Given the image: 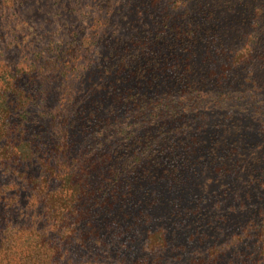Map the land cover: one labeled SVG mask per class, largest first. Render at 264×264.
Returning a JSON list of instances; mask_svg holds the SVG:
<instances>
[{"label":"rangeland","instance_id":"rangeland-1","mask_svg":"<svg viewBox=\"0 0 264 264\" xmlns=\"http://www.w3.org/2000/svg\"><path fill=\"white\" fill-rule=\"evenodd\" d=\"M184 1L0 0V55L8 53L0 62L22 69L16 82L32 91V126L66 113L63 104L74 102L64 90H82L102 105L68 132L75 150L74 140L80 150L103 146L109 160L130 164L136 146L127 138L163 130L181 150L154 161L147 180L138 174L130 199L104 213L102 242L75 225L87 237L58 264H254L256 256L264 263V12L256 11L264 0H191L185 19L201 28L196 42L180 44ZM26 65L39 75L28 79ZM104 115L112 122L106 130ZM1 162L6 202L18 203L22 218L41 220L39 205L25 202L30 185L3 174ZM36 168L27 174L38 175ZM48 232L54 241L63 230ZM25 242L34 250L36 237ZM96 250L111 255L98 258Z\"/></svg>","mask_w":264,"mask_h":264},{"label":"trees","instance_id":"trees-1","mask_svg":"<svg viewBox=\"0 0 264 264\" xmlns=\"http://www.w3.org/2000/svg\"><path fill=\"white\" fill-rule=\"evenodd\" d=\"M190 2L191 0H185L182 4L184 13L180 27L187 25L188 28L182 31V38L176 40L180 44L196 42L198 40L196 36L199 34H196L195 29L201 28L198 24L191 22L189 17L185 19L193 10L192 8L185 10ZM199 5L201 3L198 7ZM256 11L264 12V8H257ZM7 54L5 53L4 56ZM4 56L0 55V58L4 59ZM2 63L3 61L0 62L2 173L16 174L17 178L22 177L30 185L25 195V202L30 206L39 205L44 216L39 221H34L33 218L27 216L22 218V208L19 204L7 203L5 192L0 191V212L4 215L2 223H7L1 233V237H6V239L0 243V264L4 262L16 264V258L26 259L24 264H35L38 263L39 257L47 258L48 264H58L60 258L67 255L66 249L72 247L70 244L79 245L80 242L83 244L87 237L86 234L77 233L75 225L89 226L95 242L98 244L102 242L104 238L101 240L100 231L98 232L100 227L97 223L105 220L104 213L117 204H125L126 200L130 199L134 194L133 183L137 181L138 174H141L143 180H147L154 161L159 163L160 157L167 151L171 153L175 151L174 154L178 157L176 150H181L176 143L169 141L165 130L157 136L149 135V138L136 136L127 138L126 143H129V148L136 146L133 150L134 160H131L130 164L109 160L111 155L105 153L103 146L98 147L97 151L80 150L79 141L74 140V144L77 145L75 150L74 145L68 141V132L78 127L82 120L81 115L85 111L96 112L102 103L91 97L90 92L81 90L71 91L72 94H69L67 90H64L63 95L72 97L70 100L74 102L63 104L62 107L66 113L62 115L61 112L56 114L50 112V118L44 120L45 123L34 127L32 126L34 122L31 121L26 110L28 100L32 97V93L28 92L32 91L16 82L22 69L18 66L8 69ZM26 72L30 79L38 76L40 70H36L33 65H26ZM39 93H36V96ZM13 95L16 96L15 99ZM11 99L15 102L13 108ZM19 111L20 113L16 114ZM110 118V115H104L98 120L103 130H106L108 125H112ZM91 119H85L86 123H90ZM60 121L61 127L59 126ZM93 122L95 123L96 120L93 119ZM30 166H35V168L37 166L40 170L39 174L36 176L32 172L27 174L26 168ZM120 166H126V168H120ZM14 205L15 208L11 214L9 212ZM17 210L19 213L15 215ZM249 221L250 219L247 222ZM263 224L264 220L262 229L258 232L261 236V245H264L262 243L264 242ZM39 225L42 227L38 231L36 227ZM51 229L63 230L59 239L52 241L49 238L48 231ZM245 230L248 231L247 228ZM30 237H36L37 243L33 246L34 250H31V246L25 242ZM244 238L241 236L239 241ZM20 244H23L25 248L16 251L15 247ZM94 254L98 258L111 255L107 250H96ZM258 257H255L254 264H259ZM68 264H72L71 258H68ZM243 264L249 263L243 262Z\"/></svg>","mask_w":264,"mask_h":264}]
</instances>
